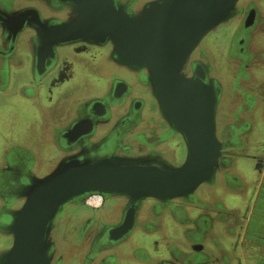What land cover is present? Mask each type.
<instances>
[{"label": "flooded vegetation", "instance_id": "obj_1", "mask_svg": "<svg viewBox=\"0 0 264 264\" xmlns=\"http://www.w3.org/2000/svg\"><path fill=\"white\" fill-rule=\"evenodd\" d=\"M148 1L115 0L127 13ZM263 2L239 0L228 22L218 26L221 31L207 34L192 51L184 71L190 76H196L195 72L202 75L203 82L210 84L215 93V133L221 142V157L211 179L193 194L168 201L145 198L136 202L125 196L100 195L101 205L92 209L84 204L86 197L95 194L92 193L67 202L51 221L50 264H158L157 259L171 264L177 253L166 245L170 236L161 235L171 229L170 224L190 226L191 231L183 236L187 242L191 236L193 242L204 241L206 231L221 225L227 226L230 233L242 224L243 217L229 211L226 198L242 196L244 180L252 178L256 183L258 168L264 160L253 157L251 168L238 161L246 135L250 131H264L261 126L259 130L252 129L247 120L264 105L250 89L241 87L243 83H252L249 66L259 60L250 52V46L259 31L264 34V15L260 11ZM29 10H35L41 20L49 22H61L67 12L54 10L45 0H0V93L19 85L17 94L21 101L9 102L10 107L18 109L19 130H13V126L17 127L15 120H5L4 131H33L27 128V119L31 122L48 118L46 139L51 150L48 158L43 159L35 141L30 148H15L16 143L10 142L0 155V256L11 246L7 224L22 203L23 191L61 162L120 157L138 164L175 168L185 154L183 139L157 109L144 82L145 72L115 64L107 43H74L56 48L54 66L39 81L35 80L34 64L38 57L34 31L24 26L12 43L6 30L7 24ZM226 32H230L228 42L217 57L222 67L216 70L213 58L219 47L215 49V44L219 46ZM235 39L241 44L235 50L237 53L233 51ZM45 55L43 61L47 62L49 53ZM203 199L209 201L208 209L203 208L207 205ZM128 214L131 227L128 233L118 236L114 231ZM154 234L158 236L152 238ZM216 248L226 262L234 258V253Z\"/></svg>", "mask_w": 264, "mask_h": 264}, {"label": "water", "instance_id": "obj_2", "mask_svg": "<svg viewBox=\"0 0 264 264\" xmlns=\"http://www.w3.org/2000/svg\"><path fill=\"white\" fill-rule=\"evenodd\" d=\"M45 1L54 10L66 9L61 22L41 20L29 10L6 29L12 43L24 26L34 31L38 57L34 79L39 81L52 69L60 46L107 43L115 64L145 72L144 82L157 109L183 139L185 154L175 168L120 157L61 162L23 191L22 203L7 224L12 243L0 264H50L51 221L67 202L92 193L136 202L185 198L211 179L221 157L213 88L202 75L184 71L192 51L209 32L228 22L239 0H150L132 13L115 0ZM131 223L128 214L114 232L125 235Z\"/></svg>", "mask_w": 264, "mask_h": 264}, {"label": "crops", "instance_id": "obj_3", "mask_svg": "<svg viewBox=\"0 0 264 264\" xmlns=\"http://www.w3.org/2000/svg\"><path fill=\"white\" fill-rule=\"evenodd\" d=\"M260 7L261 14L264 15V2L260 5ZM229 29L231 28L228 27V30ZM218 31L221 30L217 29L216 31L212 32L218 33ZM229 36L230 32H226V35L219 43V46L215 44V49L219 47V49H217L222 51L228 42ZM262 37L264 39V34L259 31V33L255 35L253 43L250 46V52L257 55L258 57L264 55V40ZM215 49L212 51L214 52ZM213 59L222 64V62L219 61L217 57ZM226 59L227 58H224L225 62ZM249 72L252 75V83H243L241 84V87L244 90L250 89L251 93L257 96V100L259 99V102L264 105V60H258L251 64V66H249ZM256 112H258V114H256ZM41 119H33V125L31 124L32 121L30 122V120L27 119V124L29 123L27 128H31L33 131H31L30 134L28 131H25L23 135L26 137V143L30 142L29 146H32L34 141L35 143H41V148H39V150L43 154V159H47L51 150V144L46 139V129L48 125H50V120L48 118H43L41 121ZM52 120L53 119H51V121ZM247 120L250 121L252 129L258 130L259 126H261V130H264V124H262V122H264V106L261 107L260 110L257 109L252 114H250L247 117ZM244 141L245 144L241 152L242 157L238 159V161L242 160L248 165V167L251 168L253 165L252 158L259 157V148L254 150L252 157L249 158L247 155H252L250 154L252 147H255L260 143L264 144V131H250L246 135ZM258 169L260 170V174L258 173L259 178L256 183L252 178L249 180L243 179L244 182L242 188L245 190V193L242 196H239L240 194L235 196L237 195L235 194L234 196L226 198V206L229 208V211L233 213L237 212L238 215L243 217L241 221L242 224H240L239 227H234L230 233H228V230L226 229L227 226L221 225L206 231L207 233L205 235L204 241L193 242L192 240H194V238H191L193 237L191 236L190 240L187 242L183 239V236L185 235L184 233H186V231H191L190 226L188 224H182V226L178 223H169L171 229L164 230L161 235L163 233H167L166 236H170L167 240L168 242L165 241L167 242L166 245L172 252L175 254L177 253L176 260L172 259L171 264H178L177 260L179 264H264V160ZM254 175H256V173H254ZM254 183L256 185L255 191H253L252 188ZM202 202L203 204H207L206 206L203 205V208L208 209L210 205L209 201L207 199H203ZM243 210H246L245 213ZM190 214L192 215L191 212ZM166 220L167 222L169 221L168 219ZM225 229L227 230V233H225ZM157 236L158 235L154 234L152 238ZM217 246L227 252V254L234 253V258L228 262H226L224 259H221L219 257L220 253L216 248ZM180 256H182V258ZM157 262L158 264H168L162 261V259H157Z\"/></svg>", "mask_w": 264, "mask_h": 264}, {"label": "rangeland", "instance_id": "obj_4", "mask_svg": "<svg viewBox=\"0 0 264 264\" xmlns=\"http://www.w3.org/2000/svg\"><path fill=\"white\" fill-rule=\"evenodd\" d=\"M220 29L221 28L218 27V30H220ZM215 33H217V32H212V33H208V34L211 36ZM239 46H241L240 42L235 39L233 51L236 52L235 50H237L238 49L237 47H239ZM218 51H219L218 49L215 50L216 57H218ZM246 55H247V53H244V56H246ZM263 58L264 57L261 55V56H259L258 59L262 60ZM214 67L217 70L218 68H220L222 66H220V63H218L217 60H214ZM220 70H221V68H220ZM19 89H20L19 85L18 86H12V87H10L9 90H7V92H5V94L0 93V155L5 148V145H7L10 142L19 144V145L14 144L15 148H27V147L30 148V146H29L30 142L26 143V137L23 135L25 133V131H4L6 129L5 120H11V121L15 120V122L17 123V127L13 126L14 127L13 130L18 129V127H19V121L21 119H20V116L18 114V109L15 106L10 107V105H12V104H9V102H11L13 104L21 102L19 99L20 97L17 94V91H19ZM256 114H258V112H256ZM22 123H23V121H22ZM259 128H260V126H259ZM28 132L30 134L31 131H28ZM32 145H33V143H32ZM36 145H37V149H38V148H40L41 144L39 145V142H36ZM256 148H259L258 149L259 150L258 156L260 158H264V144L260 143V144L256 145L255 147H252V151L250 152V154H252ZM247 156L250 158L253 156V154L247 155ZM247 161H249V160H247Z\"/></svg>", "mask_w": 264, "mask_h": 264}, {"label": "built area", "instance_id": "obj_5", "mask_svg": "<svg viewBox=\"0 0 264 264\" xmlns=\"http://www.w3.org/2000/svg\"><path fill=\"white\" fill-rule=\"evenodd\" d=\"M85 206L96 209L101 205V196L99 194H93L85 198Z\"/></svg>", "mask_w": 264, "mask_h": 264}]
</instances>
